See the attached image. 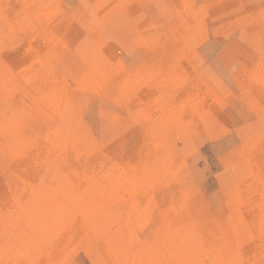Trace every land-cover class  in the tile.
<instances>
[{
    "label": "rangeland",
    "instance_id": "obj_1",
    "mask_svg": "<svg viewBox=\"0 0 264 264\" xmlns=\"http://www.w3.org/2000/svg\"><path fill=\"white\" fill-rule=\"evenodd\" d=\"M0 82L22 264H264V0H0ZM93 168L96 231L72 217Z\"/></svg>",
    "mask_w": 264,
    "mask_h": 264
},
{
    "label": "bare ground",
    "instance_id": "obj_2",
    "mask_svg": "<svg viewBox=\"0 0 264 264\" xmlns=\"http://www.w3.org/2000/svg\"><path fill=\"white\" fill-rule=\"evenodd\" d=\"M119 2V1H118ZM192 6V5H191ZM165 8V7H164ZM172 8V7H171ZM263 8V7H262ZM122 9V8H121ZM47 10V9H46ZM116 10V9H115ZM125 10V9H124ZM183 13V12H182ZM203 13V12H202ZM108 14H110V13H108ZM135 14V13H134ZM173 14V13H172ZM130 15V14H129ZM166 16V15H165ZM243 17V16H242ZM259 17V16H258ZM3 19V18H2ZM189 19V18H188ZM33 21V20H32ZM7 25V24H6ZM203 25V24H202ZM181 26V25H180ZM24 28V27H23ZM91 28V27H90ZM189 30V29H188ZM49 31V30H48ZM169 31V30H168ZM185 31V30H184ZM41 34V33H40ZM176 34V33H175ZM219 34V33H218ZM27 35V34H26ZM188 35V34H187ZM46 37H47V35H46ZM49 37H51V36H49ZM196 37V36H195ZM56 38V37H55ZM62 38V37H61ZM154 38V37H153ZM63 39V38H62ZM91 41V40H90ZM154 41H155V39H154ZM170 41V40H169ZM97 42V41H96ZM68 43V42H67ZM90 43V42H89ZM158 43V42H157ZM184 43V42H183ZM194 43V42H193ZM79 45V44H78ZM14 46V45H13ZM181 46V45H180ZM97 47V46H96ZM95 48V47H94ZM3 49V48H2ZM59 50V49H58ZM92 50V49H91ZM99 50V49H98ZM246 50V49H245ZM84 52V51H83ZM86 53V52H85ZM102 54H104V53H102ZM14 55V54H13ZM29 55V54H28ZM96 55V54H95ZM183 55V54H182ZM91 56V55H90ZM98 56V55H97ZM65 57V56H64ZM14 58V57H13ZM94 58H95V56H94ZM79 60V59H78ZM98 61V60H97ZM105 61H106V59H105ZM17 62V61H16ZM204 62V61H203ZM65 63V62H64ZM50 64V63H49ZM94 64V63H93ZM107 64V63H106ZM97 65H98V62H97ZM11 66V65H10ZM22 66V65H21ZM93 66V65H92ZM104 66V65H103ZM168 66V65H167ZM96 67V66H95ZM118 67V66H117ZM79 68V67H78ZM85 68V67H84ZM94 69V68H93ZM114 70V69H113ZM112 70V71H113ZM91 71V70H90ZM102 71V70H101ZM238 71V70H237ZM100 72V71H99ZM103 72H104V70H103ZM7 74V73H6ZM94 74V73H93ZM101 74V73H100ZM100 74H99V76H100ZM138 74V73H137ZM87 75V74H86ZM193 75V74H192ZM10 76V75H9ZM245 76V75H244ZM2 77V76H1ZM7 77V76H6ZM13 77V76H12ZM113 77V76H112ZM129 77V76H128ZM185 78V77H184ZM2 79V78H1ZM67 79V78H66ZM108 79V78H107ZM241 79V78H240ZM86 80V79H85ZM96 80V79H95ZM147 80V79H146ZM237 80V79H236ZM47 81V80H46ZM128 81V80H127ZM132 81V80H131ZM92 82V81H91ZM97 82V81H96ZM107 82V81H106ZM134 82V81H133ZM1 83V82H0ZM5 83V82H4ZM88 83V82H87ZM167 83V82H166ZM6 84V83H5ZM59 84V83H58ZM83 84V83H82ZM177 84V83H176ZM240 84V83H239ZM124 85H125V83H124ZM135 85V84H134ZM133 85V86H134ZM178 85V84H177ZM186 85V83L184 84V86ZM1 86H2V84H1ZM59 86V85H58ZM65 86V85H64ZM62 87V86H61ZM82 87V86H81ZM129 87V86H128ZM132 87V86H131ZM241 87V86H240ZM2 88V87H1ZM0 88V91L2 90ZM3 88H5L4 86H3ZM7 88H8V86H7ZM103 88V87H102ZM127 88V87H126ZM133 88V87H132ZM139 88V87H138ZM159 88H161V87H159ZM185 88V87H184ZM9 89V88H8ZM63 89V88H62ZM183 89V88H182ZM7 89L5 88V90L4 91H6ZM58 90V89H57ZM60 90V89H59ZM121 90V92H122V89H120ZM126 90V89H125ZM132 90V89H131ZM130 90V91H131ZM139 90V89H138ZM168 90V89H167ZM187 90H188V88H187ZM193 90V89H192ZM3 91V92H4ZM10 91V90H9ZM54 91V90H53ZM61 91V90H60ZM128 91V90H127ZM50 92V91H49ZM62 92V91H61ZM64 92V91H63ZM120 92V93H121ZM186 92V91H185ZM7 93V92H6ZM130 93V92H129ZM135 93V92H134ZM8 94V93H7ZM209 94V93H208ZM47 95V94H46ZM56 95H58V94H56ZM188 95V94H187ZM120 96V95H119ZM207 96V95H206ZM129 97V96H128ZM58 98V97H57ZM60 98V97H59ZM118 98V97H117ZM9 99V98H8ZM121 99H123V98H121ZM120 99V100H121ZM199 99V98H198ZM212 99V98H211ZM41 100H43L42 102H43V106H44V104L47 102L45 99H41ZM56 100V99H55ZM119 100V99H118ZM57 102V101H56ZM199 102V101H198ZM21 104V103H20ZM57 105V104H56ZM60 106V105H59ZM60 108V107H59ZM65 108V107H64ZM67 109V108H66ZM66 109H64V110H66ZM72 109V108H71ZM57 111H59L58 109H56ZM70 110V109H69ZM74 110V109H73ZM171 110V109H170ZM54 112V111H53ZM60 112V111H59ZM65 112V111H64ZM63 112V113H64ZM13 113V112H12ZM177 113V112H176ZM68 114V113H67ZM220 114V113H219ZM12 115V114H11ZM14 115V114H13ZM12 115V116H13ZM15 117V116H14ZM67 117V116H66ZM170 117V116H169ZM3 118V117H2ZM5 118V117H4ZM19 118H20V116H19ZM65 118V117H64ZM12 119V118H11ZM180 119V118H179ZM13 120V119H12ZM173 120V119H172ZM181 121H183V120H181ZM1 123V122H0ZM61 123V122H60ZM248 124V123H247ZM4 125V124H3ZM221 128V127H220ZM65 129V128H64ZM213 129V128H212ZM221 131V130H220ZM246 131V130H245ZM5 136V135H4ZM13 136V135H12ZM78 137V136H77ZM5 138V137H4ZM145 138V137H144ZM25 139V138H24ZM76 139V138H75ZM22 140V139H21ZM69 140V139H68ZM12 143V142H11ZM61 143V142H60ZM77 143V142H76ZM80 143V142H79ZM17 144V143H16ZM82 144V143H81ZM18 145V144H17ZM77 145V144H76ZM186 145V144H185ZM82 146V145H81ZM92 146H94V145H92ZM94 147H96V146H94ZM59 150V149H58ZM74 150V149H73ZM93 153V152H92ZM95 153H97V151L95 152ZM99 153V152H98ZM101 153V152H100ZM22 154V153H21ZM147 154V153H146ZM86 155V154H85ZM96 155H99V154H95V156H93L94 158L96 157ZM18 156V155H17ZM103 156V153H102V155L100 156V157H102ZM140 156V155H139ZM85 157V156H84ZM99 157V156H98ZM104 157V156H103ZM117 157V156H116ZM134 157V156H133ZM97 158V157H96ZM95 158V159H96ZM94 159V160H95ZM101 159V158H100ZM99 158H97V160H100ZM103 159V158H102ZM104 159H106V156H105V158ZM259 160V159H258ZM96 162V161H95ZM95 162H94V165H95ZM118 162V161H117ZM135 162L136 163H138L136 160H135ZM135 162H133L134 164H135ZM150 162V161H149ZM153 162V161H152ZM99 163H101V162H99ZM105 163H106V161H105ZM108 163V162H107ZM128 163V162H127ZM98 164V163H97ZM96 164V165H97ZM123 164V163H122ZM129 164V163H128ZM143 164V163H142ZM150 164V163H149ZM81 165H83V164H81ZM87 165V164H86ZM147 165V164H146ZM99 166V165H98ZM97 166V167H98ZM138 166V165H137ZM65 167V166H64ZM82 167V166H81ZM97 167H95L96 169H97ZM154 167V166H153ZM92 168V167H91ZM103 168V167H102ZM53 169V168H52ZM82 169H83V167H82ZM96 169H92V171H91V173H90V176H91V178H90V182H92L91 183V189L90 190H88L87 192H88V194H89V196H90V200H89V203H90V205L88 206V205H86L83 201H80V203H79V205H78V203H75L76 201H74V203H75V206H73L72 204V208H74V209H72V210H74V212H72L73 213V216L72 215H70V216H72L73 217V219L75 220L76 218H77V216L75 215V214H80V216H79V219L80 220H82V222H83V225H85V226H88L89 228H91V230H92V228L94 229V231H96V229H97V227L99 226V222H97L96 221V214H97V211L99 210V209H97V208H99L98 207V203H97V197L98 196H96L97 194L99 195V203H101L102 202V193H103V190H102V192L101 193H95V190H94V188H95V185L98 183H96L95 181H94V179L96 178V174L94 175V173L95 172H97V170ZM101 169V168H100ZM104 170V169H103ZM103 170H101V172L103 171ZM139 170V169H138ZM134 171V170H133ZM136 171V170H135ZM148 171H149V169H148ZM105 172V171H104ZM62 173V172H61ZM98 173H99V171H98ZM106 173H108V172H106ZM136 173V172H135ZM138 173V172H137ZM58 174V173H57ZM100 174V173H99ZM99 174H97V175H99ZM141 174V173H140ZM140 174L138 173V174H135V175H137V176H140ZM42 176V175H41ZM40 176V178H42ZM47 176V175H46ZM66 176V175H65ZM89 176V177H90ZM104 176H105V174H104ZM136 176V177H137ZM95 177V178H94ZM98 177V176H97ZM142 177H143V175H142ZM39 178V179H40ZM51 178H52V176H51ZM86 178V177H85ZM106 178V177H105ZM133 178H134V176H133ZM46 179V178H45ZM53 179V178H52ZM120 179V178H119ZM136 179V178H135ZM138 179H141L140 177L138 178ZM55 180V179H54ZM86 180V179H85ZM142 180V179H141ZM87 181H89V180H87ZM97 181H98V179H97ZM121 181V180H120ZM86 182V181H85ZM134 182V181H133ZM51 183H53V181L51 182ZM62 183V182H61ZM83 183V182H82ZM88 183V182H87ZM94 183H96V184H94ZM99 183H100V181H99ZM98 183V185H100ZM54 184V183H53ZM92 184H94L93 186H92ZM105 184V183H104ZM146 184V183H145ZM67 186V185H66ZM69 186V185H68ZM102 186H103V184H102ZM102 186H101V188H102ZM105 186V185H104ZM107 186V185H106ZM50 187V186H49ZM74 187V186H73ZM86 188V187H85ZM84 188V189H85ZM88 188V187H87ZM100 188V189H101ZM106 188V187H105ZM58 189V188H57ZM89 189V188H88ZM95 189H97V187L95 188ZM107 189V188H106ZM124 190V189H123ZM13 191V190H12ZM84 191V190H83ZM99 191V190H98ZM11 192V191H10ZM56 192V191H55ZM70 192V191H69ZM97 192V191H96ZM106 193V192H105ZM59 194V193H58ZM57 194V195H58ZM84 194V193H83ZM82 194V195H83ZM94 194H96L95 195V199L94 198H92V196H94ZM55 196V195H54ZM72 197V196H71ZM88 197V196H87ZM106 197H108V195L106 196ZM102 198V199H101ZM105 198V197H104ZM110 198V197H109ZM65 199V198H64ZM73 199V198H72ZM80 200H82V199H80ZM73 202V201H72ZM105 202H107V201H105ZM73 203V204H74ZM30 204V203H29ZM106 204H108V202L106 203ZM110 205V204H109ZM33 206V205H32ZM99 206H102V203H101V205L99 204ZM257 206V205H256ZM71 208V207H70ZM102 208V207H101ZM68 209V208H67ZM106 209V208H105ZM30 210V209H29ZM71 210V209H70ZM69 210V211H70ZM66 211V210H65ZM100 211V210H99ZM127 211V210H126ZM263 211H264V209H263ZM33 212V211H32ZM31 212V213H32ZM29 213V212H28ZM27 213V214H28ZM68 213V212H67ZM107 213V212H106ZM115 213V212H114ZM26 215V214H25ZM262 215V214H261ZM65 216V215H64ZM264 216V215H263ZM22 217V216H21ZM86 217V218H85ZM116 217V216H115ZM262 217V216H261ZM65 218V217H64ZM263 218V217H262ZM69 219V218H68ZM84 220H86V221H84ZM41 221V220H40ZM262 221H264V220H262ZM26 222H28V221H26ZM38 222V221H37ZM64 222V221H63ZM214 222V221H213ZM73 223V222H72ZM75 223H76V221H75ZM81 223V222H80ZM99 223V224H98ZM103 223V222H102ZM29 224V223H28ZM56 224H58V223H56ZM7 225V224H6ZM31 225H33V224H31ZM82 225V224H81ZM37 226V225H36ZM23 227V226H22ZM35 227V226H34ZM38 227V226H37ZM50 227V226H49ZM53 227V226H52ZM80 227V226H79ZM6 228V227H5ZM28 228H30V227H28ZM55 228V227H54ZM82 228V227H81ZM87 228V227H86ZM126 228V227H125ZM198 228V227H197ZM216 228V227H215ZM263 228V227H262ZM25 229V228H24ZM34 229V228H33ZM33 229H32V232H33ZM37 229V228H36ZM1 230V229H0ZM26 230H27V228H26ZM47 230V229H46ZM52 230V229H51ZM50 230V231H51ZM81 230V229H80ZM82 230H83V228H82ZM85 230H87V229H85ZM162 230V229H161ZM201 230V229H200ZM262 230V229H261ZM264 230V229H263ZM40 231V230H39ZM53 231V230H52ZM77 231V230H76ZM75 231V232H76ZM89 231V230H88ZM132 231H134V230H132ZM26 232V231H25ZM29 233H31V229H30V231H28ZM27 232V233H28ZM36 232V231H35ZM55 232H57V230L55 231ZM61 232V231H60ZM70 232H72V231H70ZM86 232V231H85ZM98 232V231H97ZM129 232H131V230L129 231ZM50 233H52V232H50ZM119 233V232H118ZM181 233V232H180ZM34 234V233H33ZM72 234H73V232H72ZM193 234V233H192ZM25 235H26V233H25ZM31 236H32V234H30ZM48 235L50 236V234L48 233ZM74 235V234H73ZM154 235V234H153ZM237 235V234H236ZM27 236H28V234H27ZM26 236V237H27ZM30 236V237H31ZM48 236V237H49ZM116 236V235H115ZM115 236H114V238H112V236H111V240L109 241V243L108 244H106V247L104 248V249H106L107 250V254H110L111 252H115V251H117V249H121L122 248V246L121 247H119L117 244H115V246H114V243H111V242H114V239H115ZM210 236V235H209ZM29 237V236H28ZM26 238L27 240H26V242H25V245H26V243H27V241L30 239L31 240V238ZM45 237V236H44ZM19 238V237H18ZM74 238V237H73ZM72 238V240H74ZM2 239V238H1ZM21 239V238H20ZM19 239V240H20ZM33 239V238H32ZM51 239V238H50ZM122 239V238H121ZM187 239V238H186ZM212 239V238H211ZM18 240V239H17ZM18 240V241H19ZM24 240V239H23ZM22 240V241H23ZM101 240V239H100ZM168 240H169V238H168ZM167 240V241H168ZM255 240V239H254ZM9 241V240H8ZM14 241V240H13ZM25 241V240H24ZM116 241V240H115ZM154 241V240H153ZM41 242V241H40ZM67 242V241H66ZM107 242V241H106ZM124 242H126V240L124 241ZM172 242V241H171ZM212 242V241H211ZM15 243V242H14ZM20 243V242H19ZM24 243V242H23ZM28 243H29V241H28ZM58 243V242H57ZM56 243V244H57ZM104 243V242H103ZM120 243V242H119ZM150 243V242H149ZM154 243V242H153ZM170 243V242H169ZM101 244V243H100ZM122 244V243H121ZM143 244V243H142ZM146 244V243H145ZM152 244V243H151ZM164 244H165V242H164ZM5 244L3 243L1 246L2 247H0V264H22L21 262H22V258H18L17 257V255H16V253H18L17 252V250H18V247L17 246H19V245H17V243H16V245L17 246H13L12 244H10L9 243V245H8V243H7V245H5ZM28 245H30V244H28ZM50 245V244H49ZM53 245V244H52ZM51 245V246H52ZM122 245H124V244H122ZM126 245V244H125ZM135 245H136V248H133L134 249V252L137 250H139V248L137 249V247L139 246V247H141V244L139 245V241H137L136 243H135ZM149 245V244H148ZM159 245V244H158ZM205 245H206V243H205ZM7 246H9V247H7ZM24 244L21 246V248L23 249L24 247H26V246H24ZM41 246V245H40ZM48 246V245H47ZM50 246V247H51ZM65 246V245H64ZM127 246V245H126ZM7 249H6V248ZM29 247V246H28ZM28 247H26V248H28ZM32 247V246H31ZM89 247V253H88V256H93L94 257V255L96 256V254H95V251H94V253H93V249H92V246L90 247V246H88ZM88 247H86V248H88ZM5 248V249H4ZM16 248H17V250H16ZM21 248H20V251H21ZM30 248V247H29ZM28 248V249H29ZM68 248V247H67ZM85 248V247H84ZM86 248L84 249V250H86ZM98 248H99V246L97 247V250H98ZM131 248V247H130ZM129 248V249H130ZM145 248H147V247H145ZM163 248V247H162ZM169 248V247H168ZM193 248V247H192ZM191 248V249H192ZM231 248V247H230ZM35 249V248H34ZM42 249H44V248H42ZM60 249V248H59ZM95 249V248H94ZM100 250H101V248H99ZM102 249H103V247H102ZM103 249V250H104ZM123 249V248H122ZM176 249V248H175ZM184 249H185V247H184ZM26 250V249H25ZM47 250V249H46ZM125 250H126V248H125ZM154 250V249H153ZM163 250V249H162ZM185 250H187V248L185 249ZM184 250V251H185ZM23 251H24V249H23ZM28 251V250H27ZM36 251V250H35ZM56 251V250H55ZM58 251V250H57ZM57 251H56V253H57ZM121 251V250H120ZM127 251V250H126ZM129 251V250H128ZM143 251H144V249H143ZM152 251V250H151ZM150 251V252H151ZM156 251V250H155ZM180 251V250H179ZM182 251V250H181ZM53 252V251H52ZM98 252V251H97ZM131 252V251H130ZM133 252V251H132ZM139 252V251H138ZM137 252V253H138ZM145 252V251H144ZM163 252H164V250H163ZM170 252V251H169ZM24 253H26V252H24ZM29 253H30V250H29ZM50 253V252H49ZM48 253V254H49ZM54 254H55V252H53ZM91 253H92V255H91ZM100 253V252H99ZM117 253H119V252H117ZM117 253H116V255H117ZM125 253V252H124ZM127 253V252H126ZM141 253V252H140ZM152 253V252H151ZM150 253V254H151ZM155 253V252H154ZM231 253V252H230ZM20 254H21V252H20ZM19 254V255H20ZM34 254V253H33ZM112 254V253H111ZM121 254V253H120ZM142 254V253H141ZM140 254V255H141ZM22 255V254H21ZM20 255V256H21ZM26 255H27V253H26ZM35 255V254H34ZM58 255V254H57ZM124 255V254H123ZM123 255H121V256H123ZM126 255V254H125ZM144 255V254H143ZM147 255V254H146ZM151 255H154V254H151ZM185 255V254H184ZM236 255V254H235ZM19 256V257H20ZM24 256H25V254H24ZM30 256V255H29ZM54 256V255H53ZM72 256V255H71ZM111 256V255H110ZM121 256H118V258L119 257H121ZM127 256V255H126ZM129 256V255H128ZM23 257V256H22ZM27 257V256H26ZM32 257V256H31ZM48 257H49V255H48ZM55 257H56V255H55ZM55 257H50L51 259L49 260L50 262H51V264H53V258H55ZM63 257V256H62ZM65 257V256H64ZM124 257V256H123ZM130 257V256H129ZM144 257V256H143ZM197 257V256H196ZM25 258V257H24ZM23 258V259H24ZM28 258H30V257H28ZM73 258V257H72ZM117 258V259H118ZM126 258V257H125ZM137 258V257H136ZM163 258H165L166 259V255L163 257ZM162 258V259H163ZM173 258V257H172ZM111 259V258H110ZM157 259H158V257H157ZM27 260H29V259H27ZM41 260H42V258H41ZM145 260V259H144ZM152 260V259H151ZM156 260V259H155ZM200 260V259H199ZM198 260V261H199ZM24 261V260H23ZM30 261V260H29ZM94 262H96L95 260H93ZM135 261V260H134ZM139 261V260H138ZM158 261V260H157ZM167 261V260H166ZM169 261V260H168ZM201 261V260H200ZM40 262V261H39ZM42 262V261H41ZM41 262L39 263V264H41ZM119 262V261H118ZM147 262V261H146ZM150 262V261H149ZM170 262H171V260H170ZM169 262V263H170ZM196 262V261H195ZM29 263V262H28ZM43 263V262H42ZM56 263V262H55ZM111 263V262H110ZM116 263V262H115ZM137 263V262H136ZM196 263H198V262H196ZM200 264H203L202 262H199ZM198 263V264H199ZM23 264H24V262H23ZM25 264H27V263H25ZM48 264V263H47ZM61 264V263H60ZM64 264V263H63ZM70 264V263H69ZM71 264H72V261H71ZM74 264V263H73ZM96 264V263H95ZM118 264V263H117ZM149 264V263H148ZM150 264H155V262H150Z\"/></svg>",
    "mask_w": 264,
    "mask_h": 264
}]
</instances>
